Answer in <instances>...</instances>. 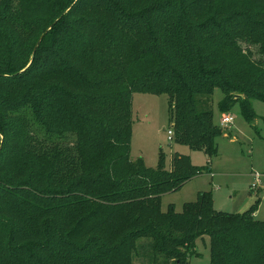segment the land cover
Wrapping results in <instances>:
<instances>
[{
    "label": "trees",
    "instance_id": "1",
    "mask_svg": "<svg viewBox=\"0 0 264 264\" xmlns=\"http://www.w3.org/2000/svg\"><path fill=\"white\" fill-rule=\"evenodd\" d=\"M44 34L41 43L36 44ZM241 42L258 46L253 58ZM221 113L264 102V0H0V264H264L260 201L243 213L202 191L181 212L162 195L209 171L131 159L133 97L167 94L175 141L218 155Z\"/></svg>",
    "mask_w": 264,
    "mask_h": 264
},
{
    "label": "rangeland",
    "instance_id": "2",
    "mask_svg": "<svg viewBox=\"0 0 264 264\" xmlns=\"http://www.w3.org/2000/svg\"><path fill=\"white\" fill-rule=\"evenodd\" d=\"M241 45L246 53L252 51L255 60L261 59L258 46L249 42H241ZM223 97L220 88L215 89L210 97H198L199 100L210 99L214 120L221 128ZM252 105L257 118L251 123L243 116L240 103L231 108L229 114L234 122L222 128L224 134L217 138L218 155L210 162L204 151L169 140L168 130L173 123L167 94L134 93L132 160L141 158L147 167L153 169L163 163L164 168L171 170L173 155L178 152L189 155L195 166L210 164L211 167L210 171L196 176L181 189L162 195L163 211L173 204L176 211L181 212L184 204L195 201L200 192L211 191L215 208L227 213H243L260 201L255 215L264 221V102L252 100ZM134 260L138 264H167L162 258L153 257L147 238L139 240V254ZM188 261L190 264H211L209 236L196 240Z\"/></svg>",
    "mask_w": 264,
    "mask_h": 264
},
{
    "label": "built area",
    "instance_id": "3",
    "mask_svg": "<svg viewBox=\"0 0 264 264\" xmlns=\"http://www.w3.org/2000/svg\"><path fill=\"white\" fill-rule=\"evenodd\" d=\"M234 118L231 114L229 113H224L222 115V128L229 127L233 124ZM168 136L169 140L173 141L174 140V129L173 126L168 130Z\"/></svg>",
    "mask_w": 264,
    "mask_h": 264
},
{
    "label": "water",
    "instance_id": "4",
    "mask_svg": "<svg viewBox=\"0 0 264 264\" xmlns=\"http://www.w3.org/2000/svg\"><path fill=\"white\" fill-rule=\"evenodd\" d=\"M44 37V34L40 37V39L38 40L37 44H36V47H35V50L38 48L39 44L41 43L42 41V38Z\"/></svg>",
    "mask_w": 264,
    "mask_h": 264
},
{
    "label": "crops",
    "instance_id": "5",
    "mask_svg": "<svg viewBox=\"0 0 264 264\" xmlns=\"http://www.w3.org/2000/svg\"><path fill=\"white\" fill-rule=\"evenodd\" d=\"M227 137V136H226ZM232 140H234V138H232ZM210 169H211V167H210ZM210 171V170H209Z\"/></svg>",
    "mask_w": 264,
    "mask_h": 264
}]
</instances>
